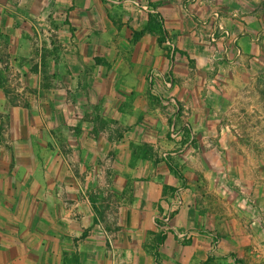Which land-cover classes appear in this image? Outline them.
I'll list each match as a JSON object with an SVG mask.
<instances>
[{
    "label": "crops",
    "instance_id": "0c3cea01",
    "mask_svg": "<svg viewBox=\"0 0 264 264\" xmlns=\"http://www.w3.org/2000/svg\"><path fill=\"white\" fill-rule=\"evenodd\" d=\"M217 8L230 36L213 41ZM165 32L187 156L148 81ZM257 113L264 0H0V264H264L263 160L238 133ZM176 185L199 206L175 219L188 239L153 224Z\"/></svg>",
    "mask_w": 264,
    "mask_h": 264
},
{
    "label": "built area",
    "instance_id": "2783aa9c",
    "mask_svg": "<svg viewBox=\"0 0 264 264\" xmlns=\"http://www.w3.org/2000/svg\"><path fill=\"white\" fill-rule=\"evenodd\" d=\"M213 29L210 33V39L215 41L219 38L230 36L228 30L221 22L220 9H215L207 21ZM214 28L217 29L214 32ZM162 43L166 48V65L163 69L154 68L151 69L148 74V81H158L159 88H152L159 102L168 109V136L169 138L178 144V149L182 150L187 156L195 148L197 132L190 124L189 121L184 120L182 115V105L178 97L173 93L175 86V74L174 67L177 55V47L172 35L169 32H165L162 36ZM229 44H234L233 39L229 41ZM164 92L166 95H164ZM169 153L164 152L162 156L166 158ZM187 191L183 185H178L172 195L169 197L165 208L162 213L155 217V225L159 227L163 234H167L173 230L170 225V220L176 215L177 212L182 210L186 206ZM205 234L211 239L212 250H215L221 243L222 238L218 237L210 231H205ZM181 238H185L187 234L180 233ZM154 264H158L154 262Z\"/></svg>",
    "mask_w": 264,
    "mask_h": 264
},
{
    "label": "rangeland",
    "instance_id": "374dc122",
    "mask_svg": "<svg viewBox=\"0 0 264 264\" xmlns=\"http://www.w3.org/2000/svg\"><path fill=\"white\" fill-rule=\"evenodd\" d=\"M18 101V98L17 97H14L12 99V102H17ZM22 102V104H25L27 105L28 103L25 102L26 100L24 99H21L20 100ZM246 119V118H245ZM247 120H253L255 123L252 124L254 129H244L243 127H241L238 131L240 137H241V140L242 142L246 143L247 145H249V149L251 150V152L255 155V157L258 159V158H261V161L260 164L264 167V115L262 114H259L257 113V115H253V116H250V119H247ZM261 121V123H260ZM168 125V124H167ZM167 129H168V126H167ZM169 137V136H168ZM170 139V138H169ZM171 140V139H170ZM165 152V151H164ZM162 152V154L164 153ZM168 153V152H167ZM162 156V155H161ZM162 158H164L162 156ZM98 162L95 163L96 166H94V169L95 168H98ZM258 164V163H257ZM98 166V167H97ZM94 173V172H93ZM94 175L95 173L93 174V177L91 179V182H92V188L94 189H98L99 185L96 183V179L94 180ZM92 176V174H91ZM114 183V180L111 179L108 184L112 185ZM107 184V183H106ZM106 184H104V186H106ZM178 185H176L173 190L170 192V194L166 197H164L162 199V208L155 214L154 216V219H153V224L155 226V228L157 229V231L160 233V235L162 236H168V235H172V236H176L178 238H181L179 236L180 233H186L187 236L185 238H191L192 236V231L190 229H179L176 227L175 225V219L177 217V215L180 213L177 212L176 215L174 217H172V219L170 220V225L173 227V230L169 231L167 234H163L161 232V230L159 229V227H157L154 223L155 221V217L160 215L163 211V209L165 208L166 206V203L169 199V197L172 195V192L174 191V189L177 187ZM97 192V191H95ZM88 195H83L82 196V200H86L85 202L88 204V200L86 199ZM94 198L97 200V199H102V198H110L114 196V193L113 192H109V194L107 195H102V194H99L98 192L97 193H94L93 194ZM195 196L193 195V193H190V195L187 193V196H186V206L183 208V209H188V210H195V209H198L199 210V206L198 203L195 204ZM105 206V205H104ZM115 211H117L116 209H105V210H100V214L104 213V212H107V213H110V214H113ZM184 238V237H183ZM212 249V248H211ZM151 257H152V262L151 264H154V262H157L158 264H160L159 262V257H158V254L157 253H151Z\"/></svg>",
    "mask_w": 264,
    "mask_h": 264
},
{
    "label": "trees",
    "instance_id": "16d2710c",
    "mask_svg": "<svg viewBox=\"0 0 264 264\" xmlns=\"http://www.w3.org/2000/svg\"><path fill=\"white\" fill-rule=\"evenodd\" d=\"M176 171V170H175ZM177 172V171H176Z\"/></svg>",
    "mask_w": 264,
    "mask_h": 264
}]
</instances>
